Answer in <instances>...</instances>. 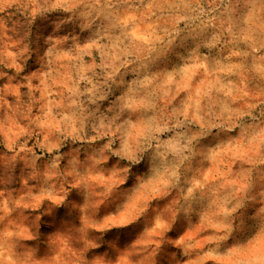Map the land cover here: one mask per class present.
Wrapping results in <instances>:
<instances>
[{"label": "rangeland", "instance_id": "1", "mask_svg": "<svg viewBox=\"0 0 264 264\" xmlns=\"http://www.w3.org/2000/svg\"><path fill=\"white\" fill-rule=\"evenodd\" d=\"M0 264H264V0H0Z\"/></svg>", "mask_w": 264, "mask_h": 264}, {"label": "snow or ice", "instance_id": "2", "mask_svg": "<svg viewBox=\"0 0 264 264\" xmlns=\"http://www.w3.org/2000/svg\"><path fill=\"white\" fill-rule=\"evenodd\" d=\"M117 227H119V226H117Z\"/></svg>", "mask_w": 264, "mask_h": 264}]
</instances>
